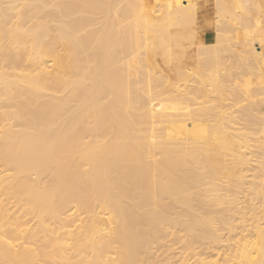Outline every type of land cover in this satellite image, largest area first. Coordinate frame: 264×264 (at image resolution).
<instances>
[{"label":"bare ground","instance_id":"6f19581e","mask_svg":"<svg viewBox=\"0 0 264 264\" xmlns=\"http://www.w3.org/2000/svg\"><path fill=\"white\" fill-rule=\"evenodd\" d=\"M215 2L212 37L200 40L194 0H0V264H171L165 238L176 241V230L182 241L216 239L224 220L211 205L226 207L219 191L241 181L249 160L241 130L224 121L235 107L212 94L226 74L245 101L264 91V0H229L236 45L223 29L227 1ZM142 54L139 116L127 95ZM166 70L174 90H156ZM198 150L213 163L204 188L186 186L198 169H176V157L190 164ZM261 164L248 200L264 191ZM76 212L87 218L68 230ZM252 229L230 264H264V228Z\"/></svg>","mask_w":264,"mask_h":264},{"label":"rangeland","instance_id":"374dc122","mask_svg":"<svg viewBox=\"0 0 264 264\" xmlns=\"http://www.w3.org/2000/svg\"><path fill=\"white\" fill-rule=\"evenodd\" d=\"M214 3H213V2ZM227 2V5H226V3H225V5H226V7H227V11H230L231 10V8H230V5H229V8H228V3H230L229 2V0H226ZM194 3L197 5V12H198V24H200V23H202L203 22V20H204V18H205V20L208 22V23H210L211 24V27L212 28H214V26H215V21H214V19H215V16L216 15H214L213 13H215L214 12V10H215V8L216 7H214V6H216V2H215V0H194ZM205 7V8H204ZM230 9V10H229ZM233 10H231V12H226L223 16L225 17V18H227V19H224V20H222L223 22H222V24H223V29H225L226 31H227V33H226V35L229 37V39L232 37V39H233V34H232V32H233V30L234 29H232V28H236V25H235V23H236V16L235 15H237V13L236 12H232ZM235 13V14H234ZM226 14H228V15H226ZM229 14H231V15H229ZM206 15V16H205ZM226 16H228V17H226ZM231 18H233V19H231ZM235 18V19H234ZM223 19V18H222ZM216 20V19H215ZM227 20H229V21H227ZM231 20H234V21H232V23H231ZM225 23V24H224ZM227 24V26H225ZM233 24V25H232ZM234 26V27H233ZM232 27V28H231ZM228 29H230L229 31H228ZM235 32V31H234ZM228 39V43H230L231 44V42H232V45L234 44V45H236L237 43H236V41H235V39H230L229 40ZM231 41V42H230ZM234 47V46H233ZM226 55H227V59H226V61H225V63H226V65H228L229 63H231L232 61V63H234V61H235V58L233 59V57L231 56V54H229L228 55V52L227 53H225ZM144 54H142L141 56H140V58L138 59V60H140L141 58V60L143 61H141L140 60V62L139 61H137V63H138V69H141V70H139V74L137 75V77L135 78V80L133 79L132 80V82H131V84H132V89L130 88V92H129V94L127 95L128 96V99H130L131 98V100H129V103L130 104H128V106L130 107L131 105V108H133V107H135V105H136V107L135 108H133V109H131V111H134V113L133 114H135L136 112H137V114H138V112H139V116L141 115L140 114V112H141V110H142V112H143V110H145V109H147L146 107H147V101H146V97H147V93H146V91H145V89L147 88L146 87V85H144L147 81V79H146V77L144 76V74H147L146 73V71H148L147 70V68H146V66H145V64H146V60H145V62H144V56H143ZM145 57H147V56H145ZM226 57V56H225ZM229 57H231L230 59H229ZM146 59V58H145ZM233 59V60H232ZM227 60H229L230 62H228ZM140 63H144V64H140ZM230 65V64H229ZM142 66V68H139V67H141ZM144 68H145V71H144V73H142V71L144 70ZM168 71L166 70L165 71V73H163L162 75H159V74H156V75H158V81L155 83V82H153V85H155V88H156V90H162V88L164 89V88H166V90H168L169 89V87H170V89H173L174 90V88H173V86L171 85L172 84V82L173 81H175V79H176V74L175 73H171V77H169L170 76V72H168ZM167 73V74H166ZM235 73V72H234ZM142 74V76H139V75H141ZM175 74V75H174ZM164 75V76H163ZM166 75H168V76H166ZM175 77H173V76ZM227 76H225V81H224V79L223 80H221V81H224V82H221V84H220V88L218 89V91H216L215 93H213L212 95H213V97L215 98H217V103H219V102H221L220 103V106H222L223 104L225 105V106H231V105H233V107H235V108H230L229 109V111L231 112V113H229L230 115H227V119H225L224 121L225 122H227V124H228V131L229 130H231V133L232 132H234V133H236V134H238V132L241 130V134H238V135H240V137L237 139L236 137V141H237V144H238V147L239 146H241V144L243 145V146H241V148L239 149L240 151H243L245 154H246V158L249 160V164L247 165V166H243V168L244 167H246L245 168V170L243 171V174L245 175L244 177H242V179H241V181H240V183H239V181H238V178H235V180H236V182H234V184H232V185H229V188H227L226 186H225V184H223L222 186H223V190H221V191H219V192H222L224 195H225V197H224V200H225V205H226V207L222 210V209H220V207H218V206H212L211 205V209H213V211H214V213L215 214H219L220 216H222V218H223V224L222 223H219V225H217L218 226V228H216L217 229V234H216V239L219 241V242H215L214 243V241H212V240H216V239H212V240H208V241H206V242H202V241H200V243H199V241H197V240H194V239H192V240H183L182 241V238L180 239L179 237H180V231L178 232L177 230H176V241L174 240L175 239V237L173 236V235H170L168 238L166 237L165 239H168L169 240V243L171 244L172 243V250H170V251H172L173 253L170 255V253H169V257H170V259H169V261H170V263L171 264H180L182 261H185L186 263H188V264H207L205 261H210V262H212V264L214 263V264H227L226 262H223L224 261V259H225V261H227V260H229V262H228V264H230L231 263V261H230V259H229V253H230V249L231 248H233V246L234 247H237L238 245H239V243H242L243 241H245V240H247V241H249V240H251V236L253 235V232H254V230L252 229L253 227H254V229H255V227H259V228H264V191L262 192V194H258L257 196H255L256 198H254L253 197V199L251 198V200H250V203H248L249 202V200H248V190H246L245 188H249V190L251 189V187L253 188L254 187V185L252 186V185H250V182H248L249 180H252V177L251 176H253V174H254V176L255 175H257V173H256V169L257 168H254V165H256L257 163H258V166H261L262 164V162L264 161V158H263V155H264V152H263V150H264V146H260V145H258L259 147H257L256 145H254V139H256L255 137H256V135H257V128H258V126H259V124H260V122H261V120H260V118L262 117V115L264 114V96L262 95V93L264 94V91L263 90H260V91H258L259 93H257L256 95L258 96V97H256L255 96V99L254 100H252V101H245L244 100V97H241V96H243L242 94H240L238 91H235L234 89H232L231 87H230V85H231V79H232V76H233V74H232V76L231 77H229L228 75L229 74H226ZM159 76H161V77H159ZM144 77H145V79H144ZM139 78H143L142 80L140 79L139 80ZM162 79V80H161ZM174 79V80H173ZM228 79V81H230V82H227L226 80ZM230 79V80H229ZM170 80H171V82H170ZM133 81H135V82H133ZM145 81V82H144ZM164 81H166V82H164ZM141 82H143V83H141ZM175 82H177V80L175 81ZM175 82H173V84H176ZM223 83V84H222ZM136 84V85H135ZM161 85V86H159V85ZM167 84V85H166ZM225 84H227L226 86H223V85H225ZM134 85V86H133ZM137 85H139V86H137ZM141 85V86H140ZM145 86V87H144ZM168 88H167V87ZM172 86V87H171ZM229 86V87H228ZM140 88H142V89H140ZM221 89V90H220ZM225 90V91H223V90ZM131 90H134V91H132L131 92ZM138 90H140L139 91V94L141 95V97H140V95L137 93V91ZM220 91H222V92H220ZM145 92V93H144ZM230 92H231V94H230ZM260 92H261V94H260ZM46 93H52V90H50V89H48L47 90V92ZM172 93V92H171ZM228 93V94H227ZM236 93V94H235ZM130 94H132V95H130ZM135 94V95H134ZM173 94V93H172ZM234 94V95H233ZM238 94H240V95H238ZM139 95V96H138ZM155 95V94H154ZM220 95V96H219ZM135 96V97H134ZM144 96V97H143ZM219 96V97H218ZM230 98H229V97ZM233 96H235V98L233 97ZM260 96H262V97H260ZM133 97H134V99H133ZM140 97V98H139ZM259 97H260V99L262 100V102H261V104H260V99H259ZM136 98V99H135ZM139 98V100H137ZM218 98H219V100H218ZM228 98V99H227ZM142 99V100H141ZM175 99V98H174ZM221 99H223L222 101H221ZM257 99V100H256ZM238 100V101H237ZM135 101V102H134ZM136 101H137V103H136ZM140 101V102H139ZM224 101V102H223ZM235 101V102H234ZM243 101V102H242ZM258 101V102H257ZM133 102V103H132ZM239 102H242L243 104H242V106H244L243 108H242V106H241V104L239 103ZM259 103L258 105L257 104H255V103ZM139 103V104H138ZM142 103V104H141ZM236 103V104H235ZM239 103V105H237ZM137 104H138V107H137ZM147 104V105H146ZM231 104V105H230ZM245 104H246V106H245ZM134 105V106H133ZM140 105H142L141 107H140ZM255 105V106H254ZM260 105H262V107L260 106ZM156 106H158V104H155V107ZM237 106H238V108H237ZM142 107H144V108H142ZM260 107H261V110H260ZM136 108H137V110H136ZM138 108H141L140 109V111L138 110ZM241 108V109H240ZM243 109V110H242ZM254 109V110H253ZM234 110V111H233ZM238 111V112H236V111ZM240 110V111H239ZM130 111V112H131ZM245 111V112H244ZM250 111H251V113H250ZM260 112V113H259ZM234 113V114H233ZM238 113V114H237ZM136 115V114H135ZM237 115H239V116H237ZM256 115H258V116H256ZM236 116V117H235ZM249 116V117H248ZM255 116V117H254ZM264 116V115H263ZM229 117V118H228ZM233 117V118H232ZM251 117V118H250ZM135 118H136V120L137 119H140L139 117H136L135 116ZM244 118V120H242ZM238 120H239V122H238ZM240 121H242V122H240ZM253 121L255 122V123H253ZM223 122V121H222ZM222 122H220V123H222ZM248 124H247V123ZM258 124H257V123ZM224 123V122H223ZM240 123H242V124H240ZM239 124V125H238ZM243 124H246V125H243ZM158 125V124H157ZM253 125H254V127H253ZM245 128L246 130H244L243 128ZM245 126V127H244ZM235 127V128H234ZM250 127V128H249ZM252 127V128H251ZM231 128H233V129H231ZM240 130H239V129ZM236 129V130H235ZM248 129H249V132H248ZM254 129V130H253ZM239 130V131H238ZM244 131V133H243V131ZM251 130V131H250ZM253 131H254V133H253ZM255 131H256V134H255ZM230 132V131H229ZM251 132V133H250ZM240 133V132H239ZM245 133H248V135L246 136V134ZM233 134V133H232ZM235 134V135H236ZM245 135V136H243V135ZM176 137H179V135H176ZM252 137V138H251ZM242 138V140H239V139H241ZM249 138V139H248ZM250 140V141H249ZM185 141H187V143H188V140H185ZM245 143H243V142ZM180 142V141H179ZM241 144H240V143ZM246 143H247V145H246ZM252 143H253V145H252ZM188 146H190V144L188 145V144H186V146L185 147H188ZM203 146V145H202ZM253 146H255V147H253ZM259 148V149H258ZM257 151V152H256ZM198 154H197V153ZM195 153L197 154V155H195V160H193V161H191L190 162V164H186L185 162H187V161H185L184 162V160L183 159H179V157H176V162H177V164H176V169H188V167H189V165L193 168V170H197L198 169V171L200 172L198 175L196 174V176L194 177V180L193 179H191V178H189V177H186L185 178V181H186V186H189L190 184H191V181H193V183L194 184H197V183H201L202 185L200 186L201 188H204L205 186V184H207V180H208V178H204V175H207L205 172H208L209 170L211 171L212 169H213V166H212V161L209 163V162H207L208 160H209V158H206L205 157V154H203L201 151H195ZM259 153V154H258ZM202 155H204V156H202ZM218 156H216V155H214V156H216L217 158H214V159H216V160H218L219 158L218 157H221V154H217ZM258 156H260V157H258ZM197 157V158H196ZM202 157H203V159H202ZM209 157V156H208ZM213 157H211V159H212ZM197 159V160H196ZM202 159V160H201ZM205 159V160H204ZM263 159V160H262ZM182 160H183V162L184 163H182ZM213 160V159H212ZM260 160V161H259ZM205 161V162H204ZM192 162H194L193 164H191ZM214 162V161H213ZM209 163V164H208ZM208 165H211V166H209L208 167ZM215 166H214V170H216L215 168H216V166H218V164H214ZM185 166V167H184ZM263 166V165H262ZM183 167V168H182ZM198 167V168H197ZM212 167V168H211ZM241 168V167H240ZM190 169V168H189ZM218 169V168H217ZM263 169H264V167H263ZM257 171H258V169H257ZM204 173V174H203ZM201 174V175H200ZM250 174H251V176H250ZM185 175V174H184ZM188 176V175H187ZM249 177H251V178H249ZM204 178V179H203ZM259 179L260 178H258V180H256V178H255V183H258L259 182ZM204 180H205V184H204ZM254 180V179H253ZM252 182V181H251ZM189 183V184H188ZM248 183V185H246ZM240 184H241V186H240ZM208 186V185H207ZM250 186V187H249ZM254 189V188H253ZM202 190V189H201ZM245 193H246V196H245ZM245 197V198H244ZM246 198H247V200H246ZM247 202H246V201ZM245 201V202H244ZM246 204V205H245ZM249 204V205H248ZM252 204V205H251ZM246 206H248V212L244 215V218L243 219H241L239 216H240V213L241 212H244V210H245V207ZM251 206V207H250ZM250 207V208H249ZM96 210L99 212V214H100V217H102V218H104V219H106V215L103 213V212H101V210L99 209V208H96ZM216 210V211H215ZM218 212V213H217ZM77 214V215H76ZM75 217V219L74 220H72V223L67 227V229L68 230H72V231H75V230H77V228L79 227V225L81 224V222L82 221H80L81 219L83 220V219H85V218H87V214L86 213H82V212H76L75 214H74V216H73V218ZM245 219V220H244ZM246 219H248V220H246ZM245 221V222H244ZM230 223L232 224V225H230ZM245 223V224H244ZM221 224V225H220ZM234 225V226H233ZM248 225V226H247ZM230 226V227H229ZM245 227V228H244ZM248 228V229H247ZM253 230V232H251V231ZM247 232H249L248 234H247ZM250 233H251V235H250ZM179 235V236H178ZM243 235V236H242ZM246 235V237H244ZM248 235V236H247ZM244 239V240H243ZM249 239V240H248ZM252 239H253V236H252ZM174 240V241H173ZM185 241H187V243H185ZM196 241V242H195ZM190 242H191V244H190ZM207 242H208V244H207ZM210 242V243H209ZM213 242V243H212ZM184 243H185V246H184ZM188 245V246H187ZM227 246V247H226ZM230 246V247H229ZM219 248V249H218ZM222 250H221V249ZM226 249V250H225ZM225 252H224V251ZM227 252V253H226ZM198 253V254H197ZM156 254H160L159 253V251H157L156 252ZM224 256V257H223ZM208 257V258H207ZM228 259H227V258ZM157 258H158V262H161V255L160 256H157ZM198 258V259H197ZM213 258V259H212ZM223 259V260H222ZM227 259V260H226Z\"/></svg>","mask_w":264,"mask_h":264},{"label":"crops","instance_id":"0c3cea01","mask_svg":"<svg viewBox=\"0 0 264 264\" xmlns=\"http://www.w3.org/2000/svg\"><path fill=\"white\" fill-rule=\"evenodd\" d=\"M198 30L200 32V40H205L206 38L212 37L213 28L211 27V24L205 20V18L202 23L198 24Z\"/></svg>","mask_w":264,"mask_h":264}]
</instances>
